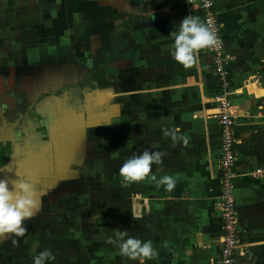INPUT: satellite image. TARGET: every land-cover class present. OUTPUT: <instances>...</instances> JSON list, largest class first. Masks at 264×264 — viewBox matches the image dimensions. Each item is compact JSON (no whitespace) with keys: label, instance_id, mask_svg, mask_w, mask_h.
Instances as JSON below:
<instances>
[{"label":"crops","instance_id":"0c3cea01","mask_svg":"<svg viewBox=\"0 0 264 264\" xmlns=\"http://www.w3.org/2000/svg\"><path fill=\"white\" fill-rule=\"evenodd\" d=\"M214 2L235 111L232 264H264V176L249 175L264 167V0ZM187 15L199 16L187 0H0V139L12 144L0 179L11 188L19 172L42 200L24 237L0 238V264H34L44 249L47 264H139L107 242L118 229L153 242L145 264H216L217 79L204 49L190 68L171 56ZM177 126L187 146L163 135ZM145 149L165 153L152 173L176 177L173 191L122 184L120 167Z\"/></svg>","mask_w":264,"mask_h":264},{"label":"clouds","instance_id":"9594fccd","mask_svg":"<svg viewBox=\"0 0 264 264\" xmlns=\"http://www.w3.org/2000/svg\"><path fill=\"white\" fill-rule=\"evenodd\" d=\"M188 2L195 8V0H188ZM170 36L173 39L171 56L185 68H190L196 63L201 50L213 48L219 43L215 30L199 16L194 15L185 16L179 22L178 30L172 31ZM180 133L181 129L178 126L163 129V135L170 137L173 146L179 142L187 146V136ZM164 155L165 153L161 151L145 149L142 153L129 157L119 169L122 184L128 186L150 179L156 187L164 186L166 191H173L177 183L176 177L164 175L157 179V176L152 173L153 165L163 164ZM8 170L11 171V169ZM17 175L20 179L11 180V188H9V180L0 179V238L24 237L28 231L25 222L33 218L42 204V200L37 198L34 183L21 177L19 172ZM139 218L141 217L133 216V219ZM12 242L18 243L16 239ZM107 242L117 245L121 256L139 261V264H145L146 260L158 257V252L151 240L142 241L139 238L130 237L126 230L118 229L115 232V238H109ZM38 247V244H34L33 251ZM55 259V255L49 249H44L33 257L34 264H47L48 261Z\"/></svg>","mask_w":264,"mask_h":264},{"label":"built area","instance_id":"2783aa9c","mask_svg":"<svg viewBox=\"0 0 264 264\" xmlns=\"http://www.w3.org/2000/svg\"><path fill=\"white\" fill-rule=\"evenodd\" d=\"M188 4H191L188 2ZM200 19L215 30L219 43L213 48H205L209 64L217 79V88L211 96L215 104L209 115L216 122L219 133L217 166L220 171V250L216 264H232L239 244L237 215L234 197V177L236 154L234 145L235 111L229 95L231 93V75L229 72V56L222 38L221 22L217 18L214 0H195ZM250 176H264V167H256L249 172Z\"/></svg>","mask_w":264,"mask_h":264},{"label":"flooded vegetation","instance_id":"af4514ba","mask_svg":"<svg viewBox=\"0 0 264 264\" xmlns=\"http://www.w3.org/2000/svg\"><path fill=\"white\" fill-rule=\"evenodd\" d=\"M88 85H90L89 82H88ZM11 149H12V144H11L10 138H1L0 139V164L6 161ZM52 194L54 195V192ZM49 195L51 196V194ZM50 196L49 198H51Z\"/></svg>","mask_w":264,"mask_h":264},{"label":"rangeland","instance_id":"374dc122","mask_svg":"<svg viewBox=\"0 0 264 264\" xmlns=\"http://www.w3.org/2000/svg\"><path fill=\"white\" fill-rule=\"evenodd\" d=\"M46 186H47L46 188H49V187H50V186H48V185H46ZM108 189H109V188H107V190H108ZM72 192H73V191H72ZM65 193H66V192H65ZM65 193H64V194H65ZM69 194L71 195L72 193L69 192ZM55 195H56V194H55ZM48 196H49V195H48ZM101 196H102V194H101ZM101 196H100V197H101ZM104 204L107 205L106 203H104ZM104 204H103L102 202H100V201L96 202V206H95L96 213L98 212V210H99L100 208L102 209L103 206H105ZM55 205L58 206V208L61 207V205H58V203H55V201L53 200L52 203H51V206L53 207V206H55ZM52 207H51V208H52ZM71 207H72V205H71ZM73 208H74L75 210L82 211V210H81V208H82V204L79 205V204L74 203ZM52 209H53V208H52ZM63 209H65V208H62V210H63ZM86 209H87V208H86L85 205H84V210H86ZM53 210H54V209H53ZM98 213H99V212H98ZM49 216H50V215H49ZM49 216H48V217H49ZM48 217L42 219V220H41V222H42L41 224H43L44 221H46V220L48 221ZM38 223H39L38 221H37V223H33V222H32V226H33V227H36V226H38ZM36 224H37V225H36Z\"/></svg>","mask_w":264,"mask_h":264},{"label":"water","instance_id":"95a60500","mask_svg":"<svg viewBox=\"0 0 264 264\" xmlns=\"http://www.w3.org/2000/svg\"><path fill=\"white\" fill-rule=\"evenodd\" d=\"M46 185H48V184H46ZM49 186V185H48Z\"/></svg>","mask_w":264,"mask_h":264}]
</instances>
